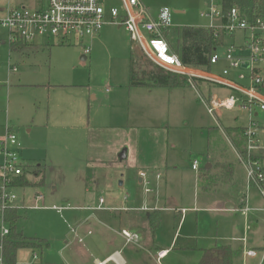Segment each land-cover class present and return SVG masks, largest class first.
<instances>
[{"label": "rangeland", "instance_id": "1", "mask_svg": "<svg viewBox=\"0 0 264 264\" xmlns=\"http://www.w3.org/2000/svg\"><path fill=\"white\" fill-rule=\"evenodd\" d=\"M99 1L105 7L112 5L123 11L121 0ZM141 1L152 16L163 7L170 10L174 28L167 34V40L173 48L178 45L180 28L204 26L208 22L200 16L207 8L206 0ZM11 2L14 6L23 4L43 9L47 0ZM3 5L5 2L0 0V6ZM6 34L5 29H0V137L5 135L7 126L22 141L21 159L27 171H35L40 178L43 164L48 165L45 185L33 187L44 194L45 200L39 208L32 207V200L29 207L20 212L17 229L33 247L18 250V264L57 263L59 248L71 223L70 211L60 213L51 205L62 206L66 200L70 205L77 204V197L83 194L80 179L84 157L88 149L94 154L96 148L101 153L122 148L136 159L146 157L154 162L165 158L168 165L175 166V169L169 167L166 173L163 168L160 171L168 176L167 186L176 202L169 205L171 208L160 206L153 236L145 214L139 215L137 223L138 230L145 237L154 238L157 244L169 247L172 243L170 248L173 249L165 262L199 264L203 249L230 245L232 263L243 264V238L248 247L262 245L264 248V197L257 188L248 185L245 166L236 162L235 177L241 192L247 196L241 207L247 204L256 210L247 218L238 203L233 211L216 206L217 188L210 186L213 183L223 185L220 175H216L219 170H213L208 179L198 183L200 187L204 184L210 188L197 187V171L192 170L190 164L197 160L201 171L205 170L206 128L215 121L197 101L193 90L161 87L149 96L135 91L130 93L127 87L130 45L138 59L137 64L151 68L155 63L131 42L123 27L105 25L101 36L93 40L92 52L87 59H82V50L74 42L56 45L50 42V47L21 55L11 49ZM235 37L239 40L240 34ZM230 38L223 36L224 45L216 49L219 56L231 42ZM39 42L43 44V40L39 39ZM16 48L23 53L36 49L28 43H21ZM9 63L16 71L9 72ZM224 65L223 60L219 61L213 69L220 73ZM108 86L110 92L105 91ZM256 120L262 126L256 130V137L264 146V111L259 112ZM221 122L225 125L248 123L247 115L238 110L224 111ZM99 134L101 137L97 140L95 136ZM220 139L227 146L226 139ZM209 147L213 149V143ZM253 151L264 152L259 146ZM106 173L111 174V171L98 170L101 182ZM118 183L119 179H116L113 188H117ZM130 183L128 192L139 204L146 195L137 183L133 180ZM16 193L20 196L21 190L17 189ZM72 193L76 197L73 198ZM90 195L96 199L99 195L109 196L98 189ZM27 199L22 206L28 205ZM39 238L46 239L49 245L42 247ZM33 253L37 254V259L32 257Z\"/></svg>", "mask_w": 264, "mask_h": 264}, {"label": "built area", "instance_id": "2", "mask_svg": "<svg viewBox=\"0 0 264 264\" xmlns=\"http://www.w3.org/2000/svg\"><path fill=\"white\" fill-rule=\"evenodd\" d=\"M2 1L5 5L0 6V29L6 30L10 44L15 42L34 44L39 39H45L54 44L74 42L86 57L90 54L93 39L99 35L105 24L123 27L130 35V39L151 61L167 71L185 77L188 86L196 91L199 101L208 114L216 116L220 111L232 110L236 106L246 111L250 116L245 130L247 151L254 152L253 150L258 148L256 123L252 118V112L253 107L264 110V97L259 90L262 84L259 69L264 59V23L260 19L248 22L242 18L236 7L224 12L217 0H206L207 8L200 12V16L209 20L207 27L214 30L215 37L232 36L237 32H241L243 37L240 45L226 46L222 58L227 62V66L220 73H214L184 65L179 56L172 52L163 35L164 30L173 28L171 12L166 7L159 9L154 17L141 0H121L123 11L116 6L105 7L99 0H47L43 9L23 4L14 6L11 0ZM220 58L221 56L215 51L210 57V64H216ZM245 62L248 63L247 67L243 65ZM232 70H237V81L230 77ZM241 80H247V85L238 82ZM202 81L227 88L231 92L228 95L203 96L197 90L198 83ZM5 129V135L0 138V154L3 157L0 164V239L9 234L3 215L5 208L29 207L22 206V198L16 193V186L12 183L13 179L25 170L18 155L20 143L9 127L6 126ZM239 161L246 168L248 183L253 181L254 186L264 197V187L255 181L250 162L244 161L240 156ZM192 168H198L197 160L193 161ZM142 175L143 173H140V176ZM145 191L148 192L150 189L145 187ZM42 200L43 195L37 193L32 207L39 208ZM102 201L100 199V202ZM52 207L61 209L57 206ZM250 210L246 205L241 212L246 216ZM121 234L128 242L138 239L136 233L125 229L121 230ZM164 255L165 252H159L158 258ZM32 257L37 259V254L33 253ZM263 257L264 252L245 249L243 264L248 262L261 264ZM0 264H5L1 243Z\"/></svg>", "mask_w": 264, "mask_h": 264}, {"label": "crops", "instance_id": "3", "mask_svg": "<svg viewBox=\"0 0 264 264\" xmlns=\"http://www.w3.org/2000/svg\"><path fill=\"white\" fill-rule=\"evenodd\" d=\"M108 24L110 25V23H107L105 25ZM208 25H209V20L207 24L204 25V27H207ZM103 28L99 33V35L96 37V39H98L101 36ZM173 28L167 30V34L171 30H173ZM237 33L240 34L239 40L238 39L236 40L235 37V34ZM237 33H235L232 36H228L231 37L230 38L231 42L229 44L240 45L242 43V38H243L242 33L241 32H237ZM165 38L167 40V35L165 36ZM220 38H221L220 46H222L224 45L223 36H221ZM41 40H43V44H41L38 40V42L32 44L33 46L36 47V49H33L25 53L20 52L14 45H10V47L13 51L21 55H26L30 52L37 51L38 49H41L43 47H50V45H52L50 44V42H48L45 39H41ZM93 40H95V38ZM131 42L133 41L131 40ZM129 48L132 49V45H130ZM91 52H92V48L90 54ZM242 53L246 54L245 51H242ZM90 54L86 57L82 54V59L89 58ZM222 60L225 62L224 65L225 67L227 65V62L221 56L219 61ZM219 61L216 64H218ZM9 62H11V59L9 60ZM214 65L211 66V69L209 71L218 73L213 69ZM8 68H9V72L16 71V67L15 66L12 67L11 63H9ZM13 68H15V70H13ZM259 73L262 78V84L259 90L261 95L264 97V59L260 64ZM236 74H237V70H232L230 72V77L233 80L237 81ZM128 76H129V70H128ZM238 82L243 85H247L248 81L241 80ZM127 87H129L130 93H132V91H135V93H143L146 96H149L152 91L161 88V87L145 88L139 86L131 87L128 86V84ZM184 87L191 88L190 86H184ZM184 87H178V88H184ZM192 90L194 92L197 101L201 103L198 99L196 91L194 89ZM197 90L203 96H208V97L213 94L228 95L231 92V90L227 88H222L218 85L209 84L203 81L198 83ZM105 91L110 92L109 86L105 88ZM92 98L94 99L95 97ZM233 110H238L240 112H243L244 114L247 115V121L249 120L250 116L248 115V113L243 109H241L239 106H236L232 110H222L216 116H212L208 114L205 109L206 113L215 121L214 125L206 128L207 144L204 154L205 170L201 171V167L199 166V163H198V168L193 169L192 163L194 160L190 164V168L194 171H197L196 180H197L198 188L200 187L198 183L200 182L202 183L203 180L208 179L209 176L213 173V170H215L216 172L219 170L217 173L216 172L215 173L216 175H220L219 177L221 178L220 183L223 185H218L217 183H213L212 186L210 185L204 186L203 184L201 185V187L205 190H207L210 187L213 189L217 188L216 189L217 194H215L216 198L214 197L216 206L231 211L236 210L238 206L241 207L247 201L246 193L241 192L240 187L238 186V181L236 180L235 177L236 162L238 161L239 164L242 165L243 167L244 165L240 163L238 153L236 152L234 146L223 132V128H244L247 125H240L237 123L225 125L221 122L222 113L224 111H233ZM261 111L264 110H260L258 107H253L252 118L256 123V130L262 128L261 125L257 124L258 122L256 120L259 112ZM234 119L237 120V116H235ZM100 135L101 134L95 136L97 140L98 138L101 137ZM220 138L226 139L225 143L227 144V146L222 142L223 140H221ZM17 139L20 143L18 155L20 161L22 162L21 152L23 145H22V141H20L18 137ZM257 141L259 147H261L262 151H264V146L259 143L258 139ZM212 143H213V149L209 147L210 144ZM97 149L98 148L95 149V153H94L95 155L90 153V149H88L87 153L85 152L86 155L84 157L85 159L83 161L82 176L80 179L81 180L80 187L83 188V194L82 196L77 197V204L74 206L70 205L69 201L66 200V202H64V204L66 203L65 205L62 206H57L55 204L51 205L52 209H54L52 206L61 207L60 210L54 209L60 213L63 211H70L69 217L71 222L70 225L68 226L69 227L68 231L65 233L61 247L59 248V255H60L59 259L55 264H169L165 262V260L169 256L170 251L173 249L170 248L172 246V243L170 244L169 247H163L160 244H157L154 238H149L147 236L145 237V234L138 230L137 223L140 219L139 215L145 214L147 218L148 226L153 236V232L151 230L150 221H149L150 215L153 214L158 218L160 206H162L163 208H167V206L169 207L170 204L176 202V199L171 195L170 187L167 186L168 176L164 174L162 171H160V169L163 168L166 173L169 167L175 169V166L168 165L165 158H162L161 160L157 159L154 162L149 161L148 160L149 158L146 157H143L142 159H136L133 154L127 152L122 148L121 149L115 148L113 150H110L111 152L108 153H104V152L101 153ZM256 153H261L262 155H264V152L263 153L256 152ZM108 154H110L111 156L108 157L107 156ZM103 155L107 157H104ZM2 160L3 157L0 154V164ZM43 165H44L43 172L40 178L37 176L35 171L31 173L30 171H27V169L25 168L23 173L25 175L24 177L26 181L29 184L15 187L16 190L17 189L21 190L20 197L22 198L21 199L22 204L25 203L27 196H28L27 206L30 205L32 200H33L32 204H34V196L40 192L37 190V188H33V187L45 185V176H46L45 172L48 165L46 164ZM207 165L209 167H207ZM105 169L107 171L108 170L111 171L112 175L106 173L105 179L102 180L101 182L99 176L97 175V172L98 170H105ZM140 173H143V175L140 176ZM116 179H119V183L117 185V188H113L114 187L113 184ZM131 180L137 183L143 189V192L145 193L144 195H146L140 201L139 204H138V200L134 197V195H130L128 192V185L131 184L130 183ZM248 185L256 188L255 186L250 185L249 183ZM170 186L172 187L173 184ZM145 187H148L150 191L146 192ZM35 189L37 191H34ZM97 189L104 190L105 192H107V194H109V196L104 197L103 195H99L96 199L95 197L90 195V192L92 193L93 190H97ZM203 189H201L202 193L204 195H208V193H204L206 191ZM74 193L77 195L78 192L75 191ZM41 194L43 195V200L41 202H43L45 200V196L43 193ZM71 195L73 198L76 197L73 196V193ZM100 199H102L103 201L100 202ZM243 207H241V209ZM248 207L251 210L248 211L247 215L245 216L246 218L250 212L256 211V210H252L253 209L252 207L250 206ZM22 209L26 210V208H19L18 210L19 214H21L20 212L22 211ZM180 212L182 214L183 209H181ZM123 229L128 230L132 233H136L138 235V239L136 241H130V242L126 241V239L121 234V230ZM39 239L42 240L43 243L42 247L43 246L47 247L49 245V242L46 239H42V238ZM44 243H46L47 245H45ZM242 243L244 246L243 251L245 249H253L256 251L264 252V248L262 247V245H255L252 247H248L247 240L245 238L242 239ZM159 252H165V255L162 258H158ZM231 264L233 263L231 262Z\"/></svg>", "mask_w": 264, "mask_h": 264}, {"label": "trees", "instance_id": "4", "mask_svg": "<svg viewBox=\"0 0 264 264\" xmlns=\"http://www.w3.org/2000/svg\"><path fill=\"white\" fill-rule=\"evenodd\" d=\"M221 9L226 12L232 7H236L242 18L248 22H255L260 19L264 23V0H220ZM163 35H167L164 30ZM179 42L176 48L170 45L172 52L177 54L184 65L210 70V57L221 44V38L215 37L214 30L204 26H184L178 30ZM21 42H15L17 46ZM137 57L134 51L129 52V82L128 86L145 88H174L188 86L184 76L167 71L152 63L151 68L137 64ZM138 65V67H137ZM244 128H223L225 136L234 146L238 156L244 161L250 162L254 170L255 181L264 187V155L247 151V135ZM34 172V171H33ZM24 173L13 179L14 186L29 184ZM39 183V182H38ZM250 185H255L249 181ZM18 207H6L4 210V220L8 225L9 234L0 239L2 244V256L5 264H18L17 252L20 249L33 247L32 242L17 229V222L21 218ZM150 227L153 231L157 226V217L153 214L149 217ZM47 245L46 243H44ZM40 246V244H37ZM233 251L230 246H218L212 249L203 250V256L199 264H231ZM33 264H41L35 262Z\"/></svg>", "mask_w": 264, "mask_h": 264}, {"label": "water", "instance_id": "5", "mask_svg": "<svg viewBox=\"0 0 264 264\" xmlns=\"http://www.w3.org/2000/svg\"><path fill=\"white\" fill-rule=\"evenodd\" d=\"M243 65H244V67H247L248 66V63L245 62ZM207 167H209V166L207 165Z\"/></svg>", "mask_w": 264, "mask_h": 264}]
</instances>
